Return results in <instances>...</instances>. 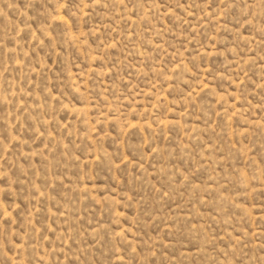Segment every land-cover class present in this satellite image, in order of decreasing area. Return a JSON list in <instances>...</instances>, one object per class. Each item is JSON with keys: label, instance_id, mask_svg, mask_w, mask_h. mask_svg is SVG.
<instances>
[{"label": "rangeland", "instance_id": "rangeland-1", "mask_svg": "<svg viewBox=\"0 0 264 264\" xmlns=\"http://www.w3.org/2000/svg\"><path fill=\"white\" fill-rule=\"evenodd\" d=\"M0 264H264V0H0Z\"/></svg>", "mask_w": 264, "mask_h": 264}]
</instances>
